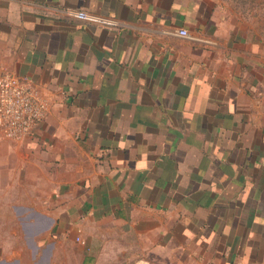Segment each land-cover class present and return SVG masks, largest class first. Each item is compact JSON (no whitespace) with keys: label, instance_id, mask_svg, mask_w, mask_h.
I'll return each instance as SVG.
<instances>
[{"label":"crops","instance_id":"0c3cea01","mask_svg":"<svg viewBox=\"0 0 264 264\" xmlns=\"http://www.w3.org/2000/svg\"><path fill=\"white\" fill-rule=\"evenodd\" d=\"M4 72L68 106L43 123L59 118L57 134L79 138L59 239L20 237L9 264H264V39L253 20L217 0H0ZM11 196L0 189L1 221Z\"/></svg>","mask_w":264,"mask_h":264},{"label":"rangeland","instance_id":"374dc122","mask_svg":"<svg viewBox=\"0 0 264 264\" xmlns=\"http://www.w3.org/2000/svg\"><path fill=\"white\" fill-rule=\"evenodd\" d=\"M217 1L228 12L239 14L246 21L253 20L254 27L260 30L264 39V0ZM49 105L48 116L50 117L57 104L49 100ZM62 108L64 111L70 109L64 103H59L55 110ZM51 120V124L43 123L34 134L18 141L7 138L0 129V173L2 174L0 189L3 188L6 194L15 195L5 198L7 202L5 216L2 221L0 219V254L2 255H0V260L4 264H9L12 260V245L20 237L39 246L47 239H59L60 237L56 211L60 206L61 194L67 187L64 181L67 177L66 173L69 176L68 187H70L73 179L71 175L76 170L77 148L75 143L79 138L77 134L68 136V138L57 134L60 132V119L52 118ZM62 144L68 148L62 149ZM66 157H68L67 160ZM86 161H88V168H93L92 159H85ZM19 193L24 196L21 202H17L18 199H16ZM11 201L14 204L7 206ZM29 206H34V208L29 209ZM34 217L36 218L35 225H29L28 219ZM49 225L53 226L49 228ZM55 232L59 233L55 234ZM72 234L75 238L77 231ZM71 251L73 250L70 248V257L72 256ZM58 257L61 255H57L55 260L57 263L60 262Z\"/></svg>","mask_w":264,"mask_h":264},{"label":"built area","instance_id":"2783aa9c","mask_svg":"<svg viewBox=\"0 0 264 264\" xmlns=\"http://www.w3.org/2000/svg\"><path fill=\"white\" fill-rule=\"evenodd\" d=\"M74 14L105 26L114 23L86 10H77ZM179 35L188 37V30L181 28ZM49 106V101L41 95L29 76L11 72L0 75V129L7 138L18 141L32 135L47 119ZM76 239L86 244L81 236Z\"/></svg>","mask_w":264,"mask_h":264}]
</instances>
